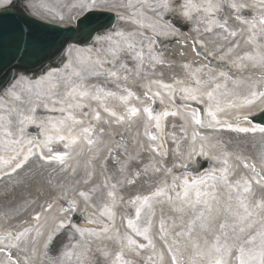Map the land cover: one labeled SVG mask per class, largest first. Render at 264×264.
I'll list each match as a JSON object with an SVG mask.
<instances>
[{"label":"snow or ice","instance_id":"1","mask_svg":"<svg viewBox=\"0 0 264 264\" xmlns=\"http://www.w3.org/2000/svg\"><path fill=\"white\" fill-rule=\"evenodd\" d=\"M99 6L97 0H77L70 6L85 13L77 20L78 37L57 41L21 30L12 44L11 59L29 71L30 65L62 54L69 40L85 43L103 27L88 15ZM119 7L126 14L118 18L134 28H113L97 35L100 47L94 46L95 50L71 45L67 51L75 55L63 69L35 80L20 75L7 95L0 93L4 175L25 168L32 158L56 163L69 176L78 169L85 173L71 185H59L60 196L46 202L32 224L0 232V254L6 253L0 264H36L38 257L41 264H91L94 241L101 242L97 252L105 264H264V153L259 162L250 160L224 149L219 141L213 143L202 131L228 129L264 136V126L253 125L251 116L258 102L264 104V0L252 5L245 0H123ZM226 9L238 25L229 22ZM168 15L195 21L197 32L201 25L203 33L220 29L215 34L225 41L246 32L249 50L236 55L230 66L237 72L215 68L211 62L189 61L181 65L182 77L171 82L154 78L157 66L166 63L155 44L179 31ZM197 44L193 38V47ZM238 47L233 40V47L221 48L220 61ZM99 78L106 83H89ZM130 79L141 81L139 92L129 85ZM192 102L202 104L203 112ZM157 103L164 105L162 110L157 111ZM22 104L28 107L21 108ZM41 107L59 115L38 119ZM233 112L231 119L223 118ZM169 117L183 120L180 135L166 130ZM141 124L147 143L141 142L139 131L130 135ZM30 125L40 129L39 137L27 133ZM113 135L118 137L115 144ZM169 141L174 145L171 149ZM145 153L147 163L142 160ZM81 156L86 157L83 164L76 160ZM193 157H207L219 166L194 174L189 163ZM109 160L117 166L111 173ZM97 164L100 183L93 182ZM134 164L142 167L133 170ZM238 165L246 174L237 176ZM142 176L152 180V186L126 200L124 189ZM81 205L95 209L87 221L95 227L72 222L71 214ZM122 205L132 208L120 215L126 227L123 233L116 226ZM165 208L172 215H165ZM65 230L71 232L70 243L57 249L55 242ZM13 249L24 255H15Z\"/></svg>","mask_w":264,"mask_h":264},{"label":"bare ground","instance_id":"2","mask_svg":"<svg viewBox=\"0 0 264 264\" xmlns=\"http://www.w3.org/2000/svg\"><path fill=\"white\" fill-rule=\"evenodd\" d=\"M26 8L31 12V14L44 22L59 25L62 27H69L75 25L76 21L85 15L84 12H80L78 8H71L70 6L73 3H76L77 0H25ZM10 0L7 3H4L3 0H0V10L6 8L9 5ZM123 2V0H97L99 7L93 9L95 12H107L115 14L117 17L119 15H125L126 13L119 7V5ZM156 0H153L155 3ZM246 3L252 5L254 0H245ZM115 5L116 7H113ZM92 11V12H93ZM229 22L231 24L238 25L231 15V10L226 9ZM149 15H153L151 12L148 13ZM63 15L65 17L64 20H60L59 16ZM247 15V13H246ZM168 19L172 20L176 23V27L179 29L178 33L175 36H168V37H160L158 42L155 44V48L163 55L166 63L163 65H158L156 68V74L154 78L163 79L165 82H171L173 77H182L184 75V71L181 65L185 62L194 61L195 64L204 63L207 64L211 62L212 66L215 68H220L222 70H229L232 74L237 72L235 67H230L232 64L233 59L236 55H242L245 51L249 50V45L247 43L248 34L245 32L239 35L236 38H229V40H221L216 36V32H220V29H216L214 33H203L201 25V32H197L195 29L197 24L195 21L193 22H184L181 21L178 16L168 15ZM115 29L120 28H134L131 24H126L124 21H118L117 25L114 27ZM111 31V30H109ZM106 31V32H109ZM104 33V32H103ZM101 33V34H103ZM100 35V34H98ZM193 38L196 39L198 42L196 47H193ZM233 40L236 44H239V47L235 49L234 53L230 56L225 57V61H220V56L223 55L221 48L223 51H227L228 48L233 47ZM264 42V41H262ZM200 44L203 46L201 47ZM77 47L81 48H93L100 47L99 44H96L95 39L91 45H76ZM95 46V47H94ZM185 53L184 56H180V53ZM199 53V55H197ZM74 53H70L67 51L66 54V62L68 63L69 59L74 57ZM170 64V66H169ZM64 66V65H63ZM63 66L60 67H53L49 71L56 72L59 69H63ZM48 71V72H49ZM251 71V70H249ZM163 73L161 76L160 74ZM47 73L39 76L38 78L32 79H39L40 77L46 75ZM24 75V74H20ZM17 76L16 79L19 78ZM26 76V75H25ZM31 78V77H30ZM248 77H242V79H247ZM16 80L13 82L15 84ZM89 83H101L105 84V80L103 78L99 79H92ZM141 81L130 79L129 85L133 88L134 91L139 92L138 85ZM12 84V85H13ZM11 85V86H12ZM10 86V87H11ZM108 88H112L111 84H106ZM9 87V88H10ZM9 88H7L3 94L7 95ZM155 90V89H154ZM242 93L247 91V87H242L240 89ZM24 98H27V94H24ZM167 102V101H166ZM177 105L180 104V101H176ZM95 107V104L92 105ZM202 104H196L192 102L193 108H199L202 111ZM21 108H27L28 105L22 104L20 105ZM264 104H260L259 102L255 107L251 110L252 116V124L253 125H260L254 121V118L257 117L264 111ZM58 113H49L43 107L37 110V117L38 119H43L47 116H57ZM235 113H230L223 118L231 119ZM183 123L179 117H169L168 118V128L167 131H176L177 135H180L179 132V125ZM172 124H176V129L172 128ZM242 126H247L242 125ZM40 129L36 126H29L27 129V133L31 137H39ZM109 132H113V129H107ZM116 131L123 132V129H116ZM135 131L140 132V140L142 143H147L146 137H144L143 126L142 124L133 131L130 135H134ZM205 135H209L212 137V142L215 143L217 141L223 146L224 149L234 152V153H241L244 156L250 158V160H254L259 162V157L261 153H264V136H262L259 132L257 133H236L230 131L228 129L217 130L213 132L212 130H202ZM107 140L108 137H105ZM118 137L113 135L111 138V142L113 144L116 143ZM169 149L173 148L174 145L169 141L168 144ZM57 150H63L62 145H55ZM220 150V149H217ZM216 153L213 152L211 155H215ZM149 154L145 153L142 155V160L144 163H147V156ZM86 157H77L76 160H79L81 164H83ZM121 159H124L121 156ZM76 160L71 161L73 165H75ZM199 166L204 163L208 164L207 168L202 170V173L207 169L218 167L219 165L216 164L214 160H210L207 157H193L192 161L189 162L191 164V170L195 174L198 169L193 167V163ZM117 166L113 164L111 160H109V172L111 173ZM142 167L140 165H133V170H138ZM97 175L94 179V183H100L102 177L99 174V165L97 164ZM177 173L183 171V169H175ZM245 173V170L242 168V165H238L237 167V176L240 174ZM246 174V173H245ZM85 175L82 169H78L75 176H69L68 173H64L60 171V166L56 163L53 164H44L42 161H39L36 158H32L28 165L25 168L18 170L16 173L12 175H4L3 171H0V232H3L5 229H16L17 227L32 224L33 220L32 217L35 215L36 212L43 211V205L46 202L57 200L60 196V188L59 185H71L76 180H80L81 177ZM152 186V180L148 179L147 177H141L136 181L134 185H127L123 191V195L125 199L131 198L136 193L147 192L150 187ZM59 204H64L65 201L58 200ZM95 209L92 208H85L81 205V208L76 211L75 213L71 214L72 222L75 223L73 220L75 215H80L85 217V220L80 221V224H77V227H95L94 225H90L87 223L89 219L92 218L93 212ZM132 208L130 206L122 205L120 209H118V216L116 221L117 228L120 229L121 233L126 231L125 223L121 221L120 215H126L127 213L131 212ZM159 215V214H158ZM165 215H172L166 208H165ZM43 220V217H42ZM23 223V224H22ZM63 233V232H62ZM61 236V234H59ZM79 240V238H77ZM104 243L108 244L109 248H114V245L110 242L105 241ZM159 244V242H158ZM101 246L100 241H94L92 243V252L90 253V261L91 264H105L103 257L97 252V248ZM15 255L21 256L24 255L19 250L13 249L12 250ZM6 253L0 254V259H2ZM36 264H41V258L38 257Z\"/></svg>","mask_w":264,"mask_h":264},{"label":"water","instance_id":"3","mask_svg":"<svg viewBox=\"0 0 264 264\" xmlns=\"http://www.w3.org/2000/svg\"><path fill=\"white\" fill-rule=\"evenodd\" d=\"M93 23L99 27L103 26L100 32L110 30L117 22V17L111 13L105 12H91L88 13ZM21 30L27 34L29 31L40 36L54 38L57 41L63 40L65 37H78L74 26L63 28L57 25L48 24L32 17L26 9L21 5L16 4L10 9L0 11V51L3 53V58L0 59V93L8 88L14 80V77L20 72L27 75L33 74L34 77L46 72L51 66H55L58 61V67L64 63L63 55L68 46L72 43L78 44L76 39H71L65 44V51L50 60H46L42 64L30 65V70L25 71L23 66H20L18 60L11 59V52L13 51L12 44L20 36ZM93 33L91 39L85 43L78 45L90 44L95 35L100 33ZM256 122L264 125V112L256 118Z\"/></svg>","mask_w":264,"mask_h":264},{"label":"rangeland","instance_id":"4","mask_svg":"<svg viewBox=\"0 0 264 264\" xmlns=\"http://www.w3.org/2000/svg\"><path fill=\"white\" fill-rule=\"evenodd\" d=\"M202 165V164H201ZM203 168L206 167L205 164L202 166ZM75 221V220H74ZM71 233L69 230H65L61 236H59L56 240V247L57 249L62 248L64 245H67L70 243L69 237Z\"/></svg>","mask_w":264,"mask_h":264}]
</instances>
